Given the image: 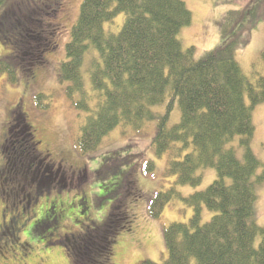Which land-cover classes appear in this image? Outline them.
I'll list each match as a JSON object with an SVG mask.
<instances>
[{"label": "trees", "instance_id": "trees-1", "mask_svg": "<svg viewBox=\"0 0 264 264\" xmlns=\"http://www.w3.org/2000/svg\"><path fill=\"white\" fill-rule=\"evenodd\" d=\"M53 1H18L13 14H4L9 0H0V41L13 49L0 59V74L14 81L20 69L31 78L58 46L54 39L61 6ZM120 13L125 15L121 29L108 31L106 24ZM243 17L242 10L228 11L222 35L228 38L237 24L239 32L196 59L195 47L184 48L179 38L180 30L192 22L184 0H84L81 5L59 71L67 98L86 113L77 138L81 152L96 150L119 125L140 130L156 119L153 145L157 155L172 153L167 172L177 176L176 185L197 186L203 180L200 169L217 171L206 189L187 197L176 187L157 193L149 205L153 217L176 196L192 206L194 214L188 222L165 227L168 257L162 263L141 264H264V226L255 211L264 165L251 148L253 111L264 102V75L252 81L235 56L251 39L240 24ZM87 55L89 83L83 72ZM35 103L47 110L51 99L40 92ZM164 103V112L153 110ZM175 103L181 116L170 126ZM21 107L19 115L24 113ZM204 207L215 213L206 222ZM110 241L114 246L118 237Z\"/></svg>", "mask_w": 264, "mask_h": 264}, {"label": "rangeland", "instance_id": "rangeland-1", "mask_svg": "<svg viewBox=\"0 0 264 264\" xmlns=\"http://www.w3.org/2000/svg\"><path fill=\"white\" fill-rule=\"evenodd\" d=\"M18 1L23 0H9L2 13L13 14L12 6ZM83 1H53L54 5L61 6L56 15L59 34L57 36V30L54 39L58 40V46L46 55L44 64L33 77L26 78L20 69L14 81L0 74V167L5 160L8 164L3 180L9 182L19 177L21 182L44 183L52 182L55 175L56 179L64 178L48 164H44L45 168H50L47 175L38 174L41 162L36 159L32 147L49 149L55 160H65L68 167L78 170L77 179L65 189L49 191L43 188L36 208L46 216L37 218L34 212L27 211L23 222H17L8 234L4 229L5 235L1 233L0 239V264H141L146 260L162 263L168 257L165 227L173 222H188L194 214L193 207L182 197L206 189L217 177L214 167H206L199 170L203 174L199 185H176L177 176L167 172L172 153L157 155L153 145L156 119L147 121L140 130L119 125L104 137L96 150L81 152L77 138L86 113L76 109L67 98L66 84L60 81L59 71L67 59V43ZM184 1L192 12L191 24L179 32L184 48L194 46L195 58L199 59L205 51L223 45L233 33L239 32L237 24L228 38L222 35L225 14L230 10H242L244 17L240 24L250 32L251 39L247 46L236 49L235 56L252 81L264 75V0ZM124 17L120 13L106 24V29L118 32ZM10 21L15 22L14 19ZM12 50L8 42L0 41V59L11 55ZM89 64L87 55L83 72L88 83ZM40 92L54 95L47 110L36 106L35 96ZM19 105L22 111L24 109L25 119L12 112L19 110ZM175 105L170 112V126L178 123L181 116ZM152 108L164 112L166 103ZM253 121L255 133L251 148L264 165V102L254 108ZM31 163L35 166L29 169ZM172 187H176L182 197H174L159 217H153L150 203L159 191L166 192ZM257 191L256 219L264 226V181L258 184ZM12 199V195L7 198L0 191V221L2 209L5 205L11 206ZM126 211L132 218L125 214ZM202 213V222L209 221L215 214L206 207ZM11 214L8 211V217ZM12 232L19 237L18 243ZM113 236L118 237L114 246L110 241ZM14 241L16 244L11 252L6 248Z\"/></svg>", "mask_w": 264, "mask_h": 264}, {"label": "flooded vegetation", "instance_id": "flooded-vegetation-1", "mask_svg": "<svg viewBox=\"0 0 264 264\" xmlns=\"http://www.w3.org/2000/svg\"><path fill=\"white\" fill-rule=\"evenodd\" d=\"M12 112L14 114H18L17 113L18 110L14 109ZM20 116L23 119L26 118L24 113H21ZM25 121L27 122V119ZM34 136H35V134H34ZM7 140L8 139H6V142H7ZM40 141H41L40 143L43 144V141L42 140H40ZM31 149L34 151L36 159L40 160V162H41L40 167L38 169V172H39L38 174L46 176L49 169L53 168L54 170L57 171V175L62 173L64 178L56 179V175H55L53 177L52 182L47 181L44 183H42V182L38 183L35 180H32L31 182H29V181L26 182V180H23V182H21L20 178L17 177L16 180H11L8 182V180H3V176L8 171V164L5 160V163L2 165V167H0V191L2 193L6 194L7 198H9L10 195H12L13 199L11 202V206L9 203H6L9 205L8 206L5 205L4 208L2 209L4 212L1 215V221H0V239H2L1 238L2 234L5 235L4 229H6V233L8 234L11 229H14L15 224L17 222H20V223L23 222V217H24L25 212H27V211L28 212H34V215L37 218H42V217L46 216L44 211L36 208V205L38 204V196H40V194L43 193V191H44L43 188H48L49 191H52L53 189L63 190L68 185H70V183H74V181L77 179V171L78 170L76 171L74 169V167H72V166L68 167L66 165L67 163H65V160H62V159L60 161L55 160V158L53 157V155L49 149L40 150V149L35 148V147H32ZM44 164H48L50 166V168H45ZM11 165L13 166V164H11ZM32 166H35V164L31 163L29 166V169L32 168ZM65 179H67V182ZM10 182H12V183H10ZM24 184H25V186H24ZM7 192H9V193H7ZM21 192H24V193H21ZM14 193H16L15 197H14ZM26 197H27V199H26ZM7 210L12 213L10 217H8V215H7V213H8ZM14 236L16 237L17 242L14 241L13 245H10V247L6 248L7 250L10 249L11 252L14 250V249H12V246H15V244L19 242L18 241L19 237L16 236V233L14 234ZM20 246L22 248H24L23 244H20Z\"/></svg>", "mask_w": 264, "mask_h": 264}, {"label": "bare ground", "instance_id": "bare-ground-1", "mask_svg": "<svg viewBox=\"0 0 264 264\" xmlns=\"http://www.w3.org/2000/svg\"><path fill=\"white\" fill-rule=\"evenodd\" d=\"M36 1H38L39 3L41 2V3H43L44 1H46V0H36ZM69 43V42H68ZM67 43V44H68ZM63 83V82H62ZM66 84V83H65ZM46 93V95L49 97V98H53L54 97V95H53V93H50V92H45ZM84 112V111H83ZM125 183H124V187H125ZM128 189L126 188V191H127ZM129 193H134V192H132V191H130ZM11 257H13V256H11ZM16 257V256H15ZM14 258V257H13Z\"/></svg>", "mask_w": 264, "mask_h": 264}]
</instances>
